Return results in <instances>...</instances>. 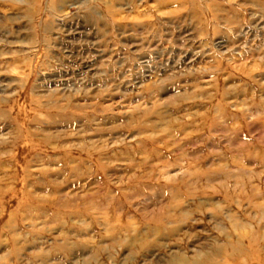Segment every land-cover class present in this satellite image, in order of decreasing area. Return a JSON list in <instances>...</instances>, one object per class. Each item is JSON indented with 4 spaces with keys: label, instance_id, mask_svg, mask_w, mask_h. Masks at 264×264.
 Returning a JSON list of instances; mask_svg holds the SVG:
<instances>
[{
    "label": "rangeland",
    "instance_id": "obj_1",
    "mask_svg": "<svg viewBox=\"0 0 264 264\" xmlns=\"http://www.w3.org/2000/svg\"><path fill=\"white\" fill-rule=\"evenodd\" d=\"M0 264H264V0H0Z\"/></svg>",
    "mask_w": 264,
    "mask_h": 264
}]
</instances>
